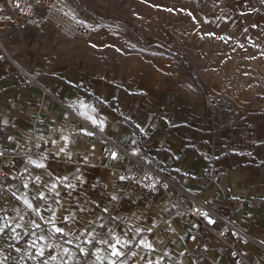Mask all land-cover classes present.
Here are the masks:
<instances>
[{
    "label": "crops",
    "instance_id": "crops-1",
    "mask_svg": "<svg viewBox=\"0 0 264 264\" xmlns=\"http://www.w3.org/2000/svg\"><path fill=\"white\" fill-rule=\"evenodd\" d=\"M62 1L80 20L89 19L68 0ZM0 3L6 18L0 25V44L13 63L0 61V147L14 155L28 154L16 157L0 190V225L5 219L12 227L22 225L15 233L5 228L0 234L1 242L17 243L13 249L21 255L14 264H42V259L56 253V249H45L44 258H39L29 247L36 239L33 231L48 236L46 221L53 213L57 225L70 233L56 241L75 253L70 264L76 260L92 264L91 252L106 246L84 241L92 234L111 242L110 232L131 241L117 264H196L191 257L198 235L183 225L178 210L159 194L136 190L99 167L106 140L146 157L178 186L264 246V111L238 119L221 115L207 107L206 96L199 90L178 91L173 74L148 76L135 61L116 64L110 55V65L94 67L89 57L84 55L83 60L50 40L42 41L48 25L42 31L21 29L5 1ZM100 37L94 34L88 42L96 45ZM128 52L135 56V49ZM48 55L55 59L46 63ZM81 102L90 107L82 108ZM81 112L98 123L94 125ZM121 119L130 121L139 132L125 127ZM61 147L64 152H59ZM42 155L47 156L46 168L28 163L29 158L39 161ZM63 177L68 179L61 183ZM53 183L57 184L55 191L51 190ZM68 183L75 187H65ZM24 198L39 215L26 207ZM3 204L7 210H1ZM65 217H70L66 223ZM33 221L41 227L34 229ZM17 233L18 241L13 238ZM145 238L151 249L137 246ZM205 239V254L198 264H232L221 245L209 235ZM21 240L22 246L18 244ZM78 243L89 249L88 257L80 255L75 247ZM247 252L257 264L264 263L257 245H248ZM3 253L0 248V258Z\"/></svg>",
    "mask_w": 264,
    "mask_h": 264
},
{
    "label": "rangeland",
    "instance_id": "rangeland-1",
    "mask_svg": "<svg viewBox=\"0 0 264 264\" xmlns=\"http://www.w3.org/2000/svg\"><path fill=\"white\" fill-rule=\"evenodd\" d=\"M68 2L95 19L89 39L100 34L98 44L68 41L48 28L42 41L50 40L83 60L85 55L94 67L110 65L111 55L116 64L140 63L148 76L173 74L178 91L199 90L209 109L232 119L264 111V0ZM60 5L66 9L62 0ZM2 12L0 3L3 26ZM133 49L132 58L128 51ZM48 51L53 53L52 46Z\"/></svg>",
    "mask_w": 264,
    "mask_h": 264
},
{
    "label": "built area",
    "instance_id": "built-area-1",
    "mask_svg": "<svg viewBox=\"0 0 264 264\" xmlns=\"http://www.w3.org/2000/svg\"><path fill=\"white\" fill-rule=\"evenodd\" d=\"M13 18L21 29L31 28L35 31H42L45 25L68 41L89 39L96 26L94 18L82 21L73 14H70L60 5V0H4ZM18 5V6H17ZM41 13L36 16L35 13ZM55 59L48 55L45 62L49 63ZM0 61L12 62L4 48H0ZM112 153H116L113 159ZM28 154L14 155L8 153L5 147H0V190L5 186L6 171L11 167L16 157H27ZM99 167L109 170L113 175L124 177L126 183L153 196L159 194L164 201H169L176 208L181 216L183 225L198 235V241L192 252V260L198 264L204 257L206 249L205 236L209 235L221 245L228 253L232 264H257L248 255L247 246L257 245L264 256V246L251 240L246 231L239 229L232 221L226 220L214 209L197 199L188 190L178 186L168 175L160 171L156 166L151 165L147 158L140 153H132L130 150L112 140H106L100 154ZM154 185V187H152ZM8 206L3 204L1 210H7ZM206 212L208 218L215 222L208 223L201 213ZM48 229L47 226L43 227ZM23 241H19L20 246ZM13 243V244H12ZM14 242H1L0 248L4 253L0 258L2 264H14L18 254L14 249ZM27 255V254H26ZM29 258V256L27 255ZM36 264V263H35ZM262 264V263H260ZM264 264V263H263Z\"/></svg>",
    "mask_w": 264,
    "mask_h": 264
},
{
    "label": "snow or ice",
    "instance_id": "snow-or-ice-1",
    "mask_svg": "<svg viewBox=\"0 0 264 264\" xmlns=\"http://www.w3.org/2000/svg\"><path fill=\"white\" fill-rule=\"evenodd\" d=\"M18 6V5H17ZM220 39H224V37H220ZM81 107L85 108V107H90V106H86L83 104V102H81ZM92 111H95V109L93 108ZM81 115H84L87 117V119L91 120V122L96 125L98 122L96 121V119H94L91 115H88L86 112H81ZM101 129H102V123H101ZM86 135H91V133L85 132ZM65 140H67V137H64ZM55 143V142H53ZM37 147H39V145H37ZM65 151V147H61L59 149V152H64ZM135 154V153H134ZM113 159L116 158V153H112L111 154ZM47 159L46 155H42L40 157V160H33L31 158H29L28 163L32 164L35 167L38 168H46V164L43 162L44 160ZM37 180H39V177H36ZM68 178L67 177H63L61 179V183H63V181H66ZM77 179H79V177H77ZM121 179H125L124 177H121ZM25 187H27V184H25ZM65 187H75L74 184L68 183L65 185ZM154 187V185L152 186ZM57 188V184L53 183L51 185V190L55 191ZM59 193H57L58 195ZM41 199H44L43 194H41ZM113 199H117V197H113ZM23 203L26 205L27 208L32 209L36 215H39V210L35 209L33 207V204L27 199L24 198L23 199ZM57 203H59V201H57ZM105 211H107L105 209ZM205 218H208V214L206 212L201 213ZM21 219H23V217H21ZM41 219L43 220L44 218L41 217ZM68 219H70V217H65L64 218V222L66 223L68 221ZM215 221L208 218V223L212 224ZM46 223H48L50 225L49 228V234L48 236H43V235H37V233L35 231H33L31 233V235L36 236V239L32 240L31 243L29 244L30 248H34L35 249V254L36 257L39 258H44L45 255V249L49 250V252H51L52 249H56V253L55 254H50L48 258L46 259H42V264H50V262H55V264H70L71 261H73L75 259V253L72 252L71 249H69L68 247H62V245L60 243H57V239L59 237H64V236H69L70 233L66 232L64 228L59 227L57 225L56 222V217L55 214L53 213V215L49 218V220L46 221ZM22 225L17 223L15 225V227H12V225L8 222L7 219L4 220V223L2 225H0V234H3L5 231V228H11L12 232H16V229L21 228ZM32 227L34 229H39L41 227V225L39 223H36L35 221L32 222ZM137 233L140 232V229L136 230ZM150 231V229H149ZM29 233H25V235H28ZM109 235L111 236V242L107 239V238H98L96 235H92L90 234L89 239L84 241L85 244L88 245H92L93 241H95L96 243L102 245V246H106V248L101 247V248H95L94 251L91 252V255L93 257H95V260L92 262V264H105V260L107 261V264H117V260H119V258L124 255V253L122 252L123 248H130L131 247V241H129L126 237L121 238L116 236L114 233H109ZM14 239H16L17 241L19 240V234L17 233L16 236L13 237ZM76 239L78 240L79 237H76ZM37 241H41L44 243H38ZM66 243H71V240L66 241ZM138 247L142 246L146 249H151L152 245L151 243L145 238V239H141L137 245ZM75 247L79 250V253L82 257H88L89 256V249L86 247L81 246V244H76ZM110 250V251H109ZM17 251H20L19 249H17ZM27 255L31 258L32 254L31 253H27ZM133 256L136 255L135 252L132 253ZM116 259H113V258ZM0 264H2V262H0ZM76 264H80L79 260H76ZM120 264H124L123 261H120ZM149 264H151V262H149Z\"/></svg>",
    "mask_w": 264,
    "mask_h": 264
},
{
    "label": "trees",
    "instance_id": "trees-1",
    "mask_svg": "<svg viewBox=\"0 0 264 264\" xmlns=\"http://www.w3.org/2000/svg\"><path fill=\"white\" fill-rule=\"evenodd\" d=\"M120 122L123 123L125 125V127H127L128 129H130L131 131H133V132H135V131L136 132H139L138 128L135 127V126H133L130 121L121 119ZM142 143L143 142L140 139V145H142Z\"/></svg>",
    "mask_w": 264,
    "mask_h": 264
}]
</instances>
